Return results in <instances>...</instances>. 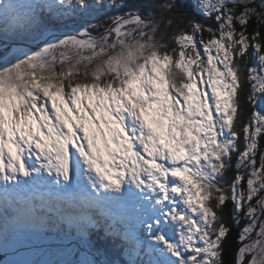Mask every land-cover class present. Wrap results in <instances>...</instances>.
<instances>
[{
    "label": "snow or ice",
    "instance_id": "1",
    "mask_svg": "<svg viewBox=\"0 0 264 264\" xmlns=\"http://www.w3.org/2000/svg\"><path fill=\"white\" fill-rule=\"evenodd\" d=\"M191 6L0 0V264H264V0Z\"/></svg>",
    "mask_w": 264,
    "mask_h": 264
},
{
    "label": "trees",
    "instance_id": "2",
    "mask_svg": "<svg viewBox=\"0 0 264 264\" xmlns=\"http://www.w3.org/2000/svg\"><path fill=\"white\" fill-rule=\"evenodd\" d=\"M125 4H126V7H124V8H119V9L112 8L110 10H106L102 14H96V19H93L92 23H97L98 20H104L107 15L122 14L125 11L133 10L135 8H141V10H142L141 14H144V8L153 6L154 0H125ZM178 4L180 5V7H178L177 9H174L173 11L177 14H185V21H187V19H190L191 16L193 15L191 0H178ZM196 19L210 25L213 28L217 27L214 18L210 19V20H204V18L202 16L197 15ZM186 26L187 25L185 23L183 25H180L179 27H186ZM178 30L179 29L174 25L173 29L170 30V34L172 31H178ZM252 31H253V28L250 27L249 32H252ZM261 32H262V35H264V28L261 29ZM205 38L207 39V33H205ZM253 63L254 62L250 61L249 65L251 66ZM246 89H247V85H246ZM246 95H247V91L245 93V96H243L241 98L243 106L245 108V116H244L245 120H247L248 117H250V115L252 113V106L247 103ZM259 146H260V148L264 149V137L260 138ZM241 147H243V145H241ZM257 160L259 163V158H257ZM234 175H235V169L234 168L230 169L226 173L225 179L222 181V184L225 188H228V185L230 184V182L234 178ZM231 212H232V204H231V201H228L226 206L223 209V212L221 213L223 215L224 222H225L226 226H228L231 229V233L229 235V242L226 245V253H225V260L226 261H230V260L234 259L235 251L239 247V245L236 243V237H237L240 229L246 223L245 220L241 219L239 226H236L231 219ZM52 239H55V237H52ZM228 248L231 249L232 255L228 254Z\"/></svg>",
    "mask_w": 264,
    "mask_h": 264
},
{
    "label": "rangeland",
    "instance_id": "3",
    "mask_svg": "<svg viewBox=\"0 0 264 264\" xmlns=\"http://www.w3.org/2000/svg\"><path fill=\"white\" fill-rule=\"evenodd\" d=\"M260 3V0H257V4L259 5ZM3 65H0V67H2ZM3 254V257L1 258L0 261H4V260H7V259H10L11 257L9 256H5L3 252H1Z\"/></svg>",
    "mask_w": 264,
    "mask_h": 264
}]
</instances>
